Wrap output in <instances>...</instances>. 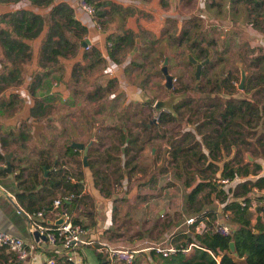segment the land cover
<instances>
[{"label":"trees","instance_id":"obj_1","mask_svg":"<svg viewBox=\"0 0 264 264\" xmlns=\"http://www.w3.org/2000/svg\"><path fill=\"white\" fill-rule=\"evenodd\" d=\"M86 1L93 6L94 11L91 16L97 20L101 27L103 23L109 20L113 12H120L121 10L124 14L127 13L126 7L113 0ZM224 1L226 0H205L207 7L216 9L217 14L213 15L214 21L221 24L213 29L214 37H209V35H201L200 37L194 35L192 37L194 30L199 26V21L196 14L191 13L180 22L179 20L170 21L169 24L166 22L165 28L161 32L165 36L155 35L151 38L142 39L138 43L134 32L131 30L115 31L108 34L106 37L108 41L107 56L113 62H119L126 57L128 52L133 50L125 71L127 74L134 71L132 81L142 89H145L149 84L150 76L161 75L163 77L164 74L161 69L163 60L167 57V67L172 66L174 63L173 54L179 56L185 54L181 62L194 66L196 63L189 59L188 54H191L196 62L208 58L200 71L201 79L206 85L205 89L202 88L208 93L206 96L210 95L209 92L211 91L218 92L219 89L228 95L238 91L234 82L238 77L240 78L241 69L245 72L244 90L264 88V0H227L231 10L229 14L227 13V18L231 21L230 24L225 22V17H219L222 14L221 8ZM29 2L32 6L49 7L50 9L45 15L29 8H21L0 16V53L10 63L8 72H0V80L8 83L13 81L19 83L24 79V74L21 72L22 62L23 59H28L32 55L27 39L38 36L45 29L38 52V65L40 64L43 70L48 65L47 62L55 64L61 56L75 55L79 51L87 32L86 27L73 16L72 7L66 1L54 3V0H29ZM238 13L242 15L241 23L233 22ZM120 18L122 19L121 16ZM250 31L258 32L263 37V41L252 44L248 37ZM15 57L19 59V63L15 62ZM82 59L85 61H78L72 65L69 81L79 80L84 70L87 71L96 67L102 69L106 66L105 55L93 44L84 47ZM39 73L40 71H36L35 76L28 83L29 92L33 97V104L29 107V116L38 121L50 114L52 109L50 101L54 99L51 96L36 94L35 88L39 85L42 77V73ZM181 75L180 73L178 76ZM172 76L174 78V74ZM175 79H177L176 76ZM96 83L97 85L93 88L86 89L88 99L98 101L100 109L108 105L107 109L115 108L119 112L122 109L121 96L116 94L111 96L113 89L118 88L117 79L110 78L105 83ZM153 83L157 86L160 85L156 80ZM189 88L191 86L187 81H179L175 86L172 85V90L187 91ZM75 92L76 90L72 88L71 95ZM226 98L221 108H215L203 114V120L209 119V124L212 126L201 134V140L194 137V140L185 142L184 138L189 134L186 132L190 131L188 129L184 131L185 134L181 135L179 141H175V144L172 139L169 141L171 150L169 162L171 165H165V167L170 166L173 169V175L181 179L180 182L185 193L182 210L187 217H193L194 220L186 223L183 227L173 229L169 234L172 241H169L170 237H167L156 242L161 245L174 243L177 249L165 256L156 254L153 249H150L148 257L151 262L149 264H217V258H219L220 264H264V215L258 214L252 221V212L249 208L251 203L248 195L252 188H264V174L236 182L234 186H230L228 185L229 182L237 175L247 176L249 169L241 170V166L232 165L230 159L225 160L220 167H213L212 161L208 162L207 166H202L208 158L214 160L218 153L228 149L235 142L232 133L248 136V132L239 131V128L232 126L235 122V116L239 114L252 115L251 113L255 112L253 117H260L259 119L262 117V112L259 110L261 107L259 106L261 104L259 99L254 97L249 99L244 96L234 99ZM153 99L154 96L146 103L151 104ZM20 100L23 98L17 93L11 94L7 100L0 98V114L6 117L17 112L22 107L21 104H18ZM178 106L179 104H176L173 111H158L162 124L172 118L177 119V116L180 117L179 113L177 114ZM121 112L120 114H122ZM26 119H23L16 127H10L5 135H0V163L5 161V152L12 151L13 153L11 171L7 172L4 168H0V177H11L10 174L13 173L16 182L14 189L16 203L18 207L21 206L19 207L20 211L28 213L35 212L40 208L51 207L52 199L62 195L63 192L61 191L65 187L68 188V192H73L74 197L70 202L63 201L62 207L73 215L74 211L80 210L83 198L80 188L83 184L80 181L82 173L80 171V177H75V180L71 181L68 177V171L62 163L67 162V160L60 161L58 158L60 153L58 152L54 155L55 158L49 159L50 154L45 149L46 144H40L39 141L35 140L32 124ZM86 119L91 126V116L86 117ZM241 123L246 128L253 126L248 120L241 121ZM44 125L47 129L46 134H49V127H57L53 120L52 122L45 121ZM116 127L119 129L117 143L107 145L104 155L108 159V157H117V153L121 154L124 157L122 166L129 165L128 172L133 171L134 167L137 166L134 162L137 156L136 151H139L142 145L140 142V144L137 143L138 135L131 137L118 124ZM143 127L150 129L146 124ZM61 133L62 131L60 135ZM42 134L45 135V132ZM68 134L69 136H65L64 139L54 141L58 146L64 145V153L72 156L77 149L70 143L78 141V139L71 138L70 131ZM51 136L54 137V135ZM150 138H146V140ZM240 141H245V139L241 138ZM202 146L206 151L203 150ZM93 148L94 146H91L88 156ZM111 149H115L114 155L111 153ZM127 155L129 157H126ZM201 159H203L202 164H196L194 169L189 167V162L193 160L196 162ZM43 166L48 169L46 173ZM158 173V171L152 173L147 183L155 182ZM121 176L122 173H120ZM225 177L228 180L221 182V179ZM102 178L105 180L104 178L107 176L103 175ZM94 184L105 195H111L114 191L100 186L96 176H94ZM164 187L158 186L157 192H161ZM214 191L221 196L220 200L215 199ZM58 193L59 195H57ZM151 194L137 192L134 196V202L146 201ZM208 196L209 199L207 200L206 197ZM115 200L117 201L118 197ZM240 200L244 202L243 205ZM217 202L222 204L223 211L228 210L230 212L228 221L230 232L226 235L215 229L220 218ZM260 209L261 206L258 210L260 211ZM82 214L86 219L73 215L72 221L85 227L95 223L88 214ZM45 223L52 227L55 226V224H49L46 219ZM184 223L183 220L182 224ZM166 228L167 224L163 230L166 231ZM105 232L108 237L107 241L112 243L111 230ZM28 234L32 235L29 230ZM230 241L234 243L233 249L230 248ZM190 244L189 253L181 250L182 247H187ZM8 252L15 260H18L13 252ZM96 254L98 257L97 264H109L100 253ZM49 255L55 259L53 264H73V260L69 259L65 252L50 251ZM80 260L84 263L83 255H81ZM137 260L136 257L132 264H137ZM9 264L13 263L9 262ZM15 264H19V262Z\"/></svg>","mask_w":264,"mask_h":264},{"label":"rangeland","instance_id":"obj_2","mask_svg":"<svg viewBox=\"0 0 264 264\" xmlns=\"http://www.w3.org/2000/svg\"><path fill=\"white\" fill-rule=\"evenodd\" d=\"M199 17L197 18L198 21H200L199 26L203 27L204 23L202 22V20L205 21L206 19ZM199 26L197 28H199ZM202 29L203 30L195 31L196 33L193 34L192 37H194V35H196V37H200L201 35H209V37L215 36L213 29ZM248 37L252 43H259L263 41V37H261V35L249 34ZM184 57L185 54H181L180 56L173 54L174 63L172 66L167 67V69L169 73L174 74V78L172 76V85L175 86L179 83V81H187L191 86V88H189L187 91L172 90V86L169 88L165 86L164 75L163 77L161 75H152L149 78V84H147V87L145 89L141 88V91H144V93H146L147 95V99L143 102L141 98V91H138V93L135 95V99H131V101L129 102L130 97L128 92L126 90H122L121 92L115 93L116 95L121 96V103L125 105L122 106L121 104L122 109L119 112H117L115 108L111 110L107 109L108 105L100 109L99 102L95 100H89L86 93V89L93 88L95 85H97V83L94 84L84 82V80L89 82V78H87L86 75H95L91 74V72L95 71L96 69L93 68L87 71L84 70L81 73V80L83 81L82 85H78L80 79L77 81H70V85H72L71 90L72 88L76 90V92L72 96L71 92L69 91L67 95L64 94V99L60 95H55L54 99L50 101L52 109L50 114L44 117V119L51 122L52 120L54 122V120L57 119L59 122V126L56 125L57 127H49L50 136L54 135L53 138H50L52 139V141L64 139L65 136H69V131L72 135L71 138H75L78 140L82 139L87 141L90 136L93 137L92 144L94 148L91 150L90 155H87L86 157L87 164H84L82 162L81 148L78 153L70 156L63 153L64 145L62 147L58 146L56 143L54 145H51L50 143L46 144L45 149L50 155H55L54 151H57L58 153H60L59 156L66 157H61L59 158V160H67V162L62 163L66 167L68 175H75L77 178L80 177L79 173L81 171V176H84L82 169L88 168L91 171L92 175L96 176L100 186L109 188L112 191L119 189L117 191L123 193L129 187L135 184L140 191H143L146 194L152 193L149 199L143 203H140L139 201L134 202V198L128 200L127 198H125V196H119L117 202L119 203L118 206L120 208H115L113 210V218H117V220L115 221V233L112 234L111 244L121 245L125 247L145 248L154 245V242H160L165 238L170 237L169 234L173 229L185 226L187 223L186 219L189 217H187V215L182 210L183 196L185 197V193L184 188L180 182L181 179L173 175V169L170 168V166H168V168L165 167V165H171V163L169 162V157L171 155V150L169 148L170 139H172L173 143L175 144V141H179L181 135L185 134L184 131L189 129L190 131L186 132L189 134L184 138L185 142L194 140V137L201 140V134L207 131L212 126L211 124H209V119L203 120V114L210 112L215 108H221L223 106L224 100L227 99L226 97L233 99L238 98L239 96H244L246 98L256 97L260 101H263L261 100V97L264 92H255V88H250L249 90H244L243 87L239 88L238 85L241 80V78L239 77L234 82L235 88L238 91H234L231 95H228L222 89H219L218 92L211 91L209 92L210 95L206 96L208 93H206L207 91L203 90V88L205 89L206 85H204L201 76L199 75L198 81H196L194 74L195 66L182 63L181 60L184 59ZM166 66H168L167 63ZM99 73L100 72L96 73L98 75L97 79L103 81L105 77L104 75L102 76V73ZM180 73L182 75L178 76ZM175 76L177 77V79H175ZM155 80H159L160 82L162 81L161 85L156 86L155 83H152ZM170 92L184 93L183 97L176 101H179L177 103L179 104V110L177 111V114L179 113L178 115H180V117L177 116V119L172 118L170 121H167L162 125H156L155 127L151 126L150 129H145L143 127V125H145L143 122H148L150 118L156 116L159 110L166 109H155V107L153 106L154 101L156 99H163L168 97V94ZM202 95L205 96L201 97ZM152 96H154L152 103H146ZM120 112L122 114H120ZM254 113L255 112H252V115L239 114L235 116V122L232 124V126L237 129H241V121L248 120L252 123V127H256L260 120V117H253ZM90 116V124H92V127L89 126V122L86 121V117ZM22 120H20L19 123ZM263 121L264 111L262 112V119L260 120V123L262 122V124H264ZM117 124L118 126L122 127L123 131L127 132V134L131 133V136L138 135L139 140L137 143H142L143 146V149L136 151L137 156L135 157L134 162L137 166L134 167L133 171L130 172H128L129 165H127L126 167L122 166V162L124 159L123 156L118 157L117 153V157H108V159H106L107 156L104 155L107 145L117 143V136H119V129H117L116 127ZM16 126V124L5 126L0 123V135H5L10 127ZM257 129L258 127L253 129L254 133ZM32 130H34L33 126ZM38 130L36 128L35 132H38ZM61 131L62 133L60 135ZM250 132L251 131L248 130V133ZM232 136L235 141L240 138V136L236 133H232ZM149 137H152L150 138L152 140H146V138ZM29 148H31V146H29ZM203 150L206 151L205 148H203ZM251 150L256 153V150H254V148H252ZM111 151L110 152L114 155L115 149H111ZM252 151L249 152L253 153ZM228 153H230L229 150L224 149L217 154L214 160H212L213 158H208L205 163H203V159L196 162L193 160L188 164L191 169H194L196 164L200 165L203 163L202 166L205 167L207 166L208 162L212 161L213 167H220L226 160V155L228 156ZM230 156L232 157L230 159H234V157L236 159H239L243 166H246L247 164L250 165V159L245 156L243 151L239 150V145H235L234 151L232 152V154H230ZM126 157H129V155H127ZM4 163L5 161L3 162V164ZM251 167L252 168L249 169L253 170L254 167ZM161 169L162 172H160ZM157 171L159 173L156 175V181L147 183L150 175ZM207 171H209V169H207ZM120 173H122L121 177ZM103 175L107 176V178H104L105 180H103L102 178ZM115 178L118 180H116ZM13 182V177H0V183L9 190L13 189ZM158 186L165 187L161 192H157L156 188ZM80 188L82 189L83 187ZM135 189L136 187L134 186L133 190H131L127 194V196H130ZM67 190L68 188L65 187L61 192L65 193ZM214 195L215 199L220 200L221 196L217 195L215 191ZM86 199L90 201L88 198ZM206 199L208 200L209 196L206 197ZM255 199L256 203L251 210L252 221L255 220L254 217L256 218V216H254V212L256 213V215H261L258 208L260 207L261 202L264 199V193L256 194ZM221 206L222 204L217 202V207L220 209V217L222 216ZM229 218L227 219V221H229ZM183 220L185 221L184 224H182ZM166 224L167 228L165 229L166 231H164L163 229ZM169 241H172L171 237L169 238ZM190 250L191 248L188 251ZM148 254V251L139 253L137 256V264H149L151 262V259H149ZM112 263L118 264L116 262Z\"/></svg>","mask_w":264,"mask_h":264},{"label":"crops","instance_id":"obj_3","mask_svg":"<svg viewBox=\"0 0 264 264\" xmlns=\"http://www.w3.org/2000/svg\"><path fill=\"white\" fill-rule=\"evenodd\" d=\"M60 1H66L72 7L73 16L86 27L87 32L84 36V41L85 39L87 41L86 45L88 44L96 45L106 57L105 60L106 66L104 68L102 67V69L96 67L95 71L91 72V74H95V75L92 76L86 75L87 78H89V82L85 80L84 82L105 83L110 78H116L118 82L117 84L118 88L113 89V91L111 92V96H114L115 93L121 92L122 90H126L130 97L129 102L131 101V99H135V95L138 93V91H141V87L136 85L132 81L134 71L128 74L125 71V67L129 62L131 55L133 54V50L128 52L126 57L121 61L113 62L107 56L106 53L107 45H108V41L106 40V37L108 34L113 33L115 31L131 30L132 32H134V35L136 37V42L138 43L142 39L151 38L152 36L155 35L165 36V34H161V32L165 28L166 22L168 24L170 23V21L174 22L175 20H179L180 22L183 18L188 17L191 13H195L197 17H199L200 15L199 18L206 19L205 21L202 20L204 26L203 27L199 26V28L194 30L193 34L196 33L195 31L203 30L202 28H204L205 30L207 28L214 29L219 25H221L218 24V22L214 21L215 18L213 15L217 14L216 9L212 7H207V3L205 2V0H113L121 4L123 7H126L127 13L124 14L121 10L120 12H113L109 20L106 23H103L102 27L100 26V24H98L95 18H93L89 13H87L85 10L79 7L77 0H54V3ZM21 8H29L35 12L44 15L47 14L50 9L49 7L40 8L37 6H32L30 5L29 0H0V16L5 15L9 12L16 11ZM221 9H222V14L219 17H225V22L227 24H230L231 21L227 18V15L229 14V12H231V10L229 8V2L227 0L223 2ZM120 16L122 17V19L120 18ZM241 18L242 15L238 13L235 15L233 22L241 23L240 22ZM44 32L45 29H43L38 36L26 40L31 47L32 55L28 59H23L21 66L22 67L21 72L24 74L23 81L19 83L16 81L8 83L5 82L4 80H0L1 99L7 100L9 99L11 94H15V93L21 95L23 98V100L18 101V104H21L22 107L17 112L6 117L0 114L2 116V117L0 116V123H2L5 126H11L15 124L18 125L20 120L29 117L26 120L29 123H31L33 126L34 130L32 131L34 133L35 140L39 141L40 144L50 143L51 145H54L56 142L50 139L52 138V136H50L48 133L46 134L47 129H46V125H44V122L46 120L42 119L38 121L35 120L33 117L29 116V107L33 104V97L32 94H30L29 92L28 83L35 76L34 73L36 71H40V73H42L41 81L39 85H37L35 88V92L37 95L40 96L44 95L51 97H55V95L57 96L60 95L62 97L64 96V94L67 95L69 91L70 92L72 91L71 90L72 85H70V81H69L72 65L78 61L81 62L85 61L82 59L83 49L85 45L82 42L79 51L75 55H69L65 57L61 56L59 58V61L55 64H52L51 62H47L48 65L45 66L44 69L42 70L40 64L38 65V52ZM250 34L260 35L258 34V32H254V31H250ZM252 44H257V43H252ZM134 49H136V47H134ZM15 62L19 63V59L16 57H15ZM9 64L10 63L8 62V60H6L4 55L0 53V72L1 71H5V73L8 72ZM98 72L102 73V76L104 75L105 79L103 81L97 79L98 75L96 73ZM81 79L82 77H80V81L78 82V85H82L83 81ZM156 81H158V84L161 85L162 81L161 82L159 80ZM255 92H264V88H256ZM261 100L263 101H260L261 104L259 106L261 107L259 110L260 112H263L264 94L262 95ZM143 101L144 100L142 99V102ZM121 104L122 106H125L123 103ZM260 120L256 126L258 127V129L256 130L255 133L253 131L254 129L253 127L246 128L243 125H241L240 126L241 129L239 128L240 131L248 132V130H250L251 132L248 133V136L239 134L240 138H238L236 141L233 139L235 142L232 143L231 146L228 148L230 153H228V156L226 155V160L232 158L230 154H232V152L234 151L235 145H239V150L243 151L245 156H247L250 159V165L247 164L246 166H243L241 161L234 157V159H230L232 165L241 166L240 167L241 170L244 168L247 169L252 168L251 166L254 167L253 170L249 169V174L247 176H243L242 174L237 175L236 178H234L229 182L228 185L230 186H234L236 182L264 174V124H262V122L260 123ZM54 122L55 125H58L59 123L57 119H55ZM36 128L37 130L39 129L38 132L37 131L35 132ZM43 132H45L46 136L42 134ZM130 135L132 134L130 133ZM241 138H244L245 141L241 142L240 141ZM92 140L93 137L90 136L87 139V141L82 139H79L78 141H82L84 144L86 143L88 144L90 141L87 148V150L89 151L91 146H93ZM61 146L63 147V145ZM75 148L77 149L76 153H78L80 148L78 147ZM252 148L256 150V153L251 150ZM141 149H143V146ZM249 151H252L253 153H250ZM54 153L57 154V151H54ZM118 156L122 157L121 154H118ZM53 157L55 158L56 156L49 155V159ZM61 157L62 156H59L58 158ZM257 164L259 166H256ZM82 172L84 176H82L80 181H82L83 183L82 184L83 188L81 189V194H83V198H82L80 210L74 211L73 215L86 219V217H84V215L82 214V213H86L90 217H92L95 223L91 226H88L89 228L88 234L91 235L93 233L96 237H99L101 240L108 242L107 241L108 237L106 236V232L104 233V231L111 230V235L115 233L114 227H116L115 221L117 220V218L115 219L113 218L112 212L114 213L113 210L115 208H120L118 206L119 203L115 200V198L117 197L119 198V196H125V198L129 200L134 198L137 192H140L142 194H146V193L140 191L137 188V186L134 184L123 193H120V191H117L119 189H116L113 191L111 195H105L104 193L100 192V190L95 186L94 176L92 175L91 171L88 168H84L82 169ZM10 176L14 178L13 173H11ZM68 176L73 177V179L75 180L76 177L75 175H68ZM12 184H13V189L11 190H9L8 188L6 189L5 186L4 188L6 189V191H8V193L14 195V191H15L14 189L16 186L15 180ZM134 186L136 187L134 192L130 196H127V194L131 190H133ZM261 193H264V188L263 189L252 188V191L249 192L248 195L250 197V203H251V205L249 206L250 210L253 209V206L256 203L255 195ZM57 195H59V193ZM8 196L9 195H4V194L0 196V229L6 230L14 235L22 236L30 246L31 253L28 258L24 260L18 259L19 260L18 261L15 260L12 257L11 253L8 252L5 248L0 247V264H9V262H12L13 264L17 262H19V264H43L45 259L47 257H50L49 252L50 251L58 252L57 249L59 247L55 248L54 246L47 243L45 240H42L40 237H39L40 239L38 238L39 239L38 240L35 239L33 235L28 234L27 218L25 212L22 210L19 211L18 208H16V206L14 205L13 200ZM86 198H88L90 201H88ZM70 201L71 200H69V202ZM15 202H16V198H15ZM139 202L143 203L145 201H139ZM219 210L220 209L218 208V211ZM57 214H58V209L47 211L45 213L46 221L49 224H54L53 221H55L58 218ZM254 216H256L255 212H254ZM78 248H74L72 252L73 259L76 260L78 264L98 263L96 251L92 246L79 245ZM81 255H83L85 258L84 263H82L80 260ZM217 262H218L217 264H220L219 258H217Z\"/></svg>","mask_w":264,"mask_h":264},{"label":"built area","instance_id":"obj_4","mask_svg":"<svg viewBox=\"0 0 264 264\" xmlns=\"http://www.w3.org/2000/svg\"><path fill=\"white\" fill-rule=\"evenodd\" d=\"M79 7L85 10L90 15L93 13V6L86 0H77ZM69 179L74 180L73 177L68 176ZM228 178H222L221 182L227 181ZM5 188L0 183V196L4 194ZM8 193V191H7ZM9 197L15 201L14 195L8 193ZM74 197L73 192H65L62 195L56 196L52 199L51 207L40 208L35 212H25L27 218L28 230L32 232L37 229L40 233L45 234V241L50 245L58 248V253L65 252L69 259L73 260V264H78L76 260L73 259V250L79 245H90L94 248L96 253H100L104 260L109 264L116 262L118 264H132L135 258L140 252L150 251L153 249L156 254H161L163 256L168 255L170 252L175 251L177 248L174 244L169 243L167 245H161L156 243L152 246L139 248V247H125L121 245H115L101 240L96 237L93 233L90 235L89 228L83 226L78 222L72 221V214L68 213L64 207H62L63 201H69ZM243 205L244 202L240 200ZM261 209L259 213L264 215V199L261 202ZM59 217L62 213L64 215L63 221L60 224H55L54 227L47 225L45 223V213L50 210H57ZM20 211V208L18 209ZM229 211L222 210V216L218 219L216 223V231L226 235L230 232V224L227 221L229 218ZM194 220L193 217L186 219L187 223ZM40 239V238H39ZM38 239V240H39ZM0 247H4L8 251L14 253L15 257L19 260H24L30 256L31 248L22 236L14 235L6 230L0 229ZM191 248V244L187 247H182L181 250L187 252ZM46 264H53L55 259L53 257H47L44 261ZM43 262V263H44Z\"/></svg>","mask_w":264,"mask_h":264},{"label":"water","instance_id":"obj_5","mask_svg":"<svg viewBox=\"0 0 264 264\" xmlns=\"http://www.w3.org/2000/svg\"><path fill=\"white\" fill-rule=\"evenodd\" d=\"M86 39L85 41H83V44L86 46ZM188 57L189 59L196 63L195 65V78H196V81H198V78H199V75H200V71H201V67L203 64L206 63V61L208 60V58H205L204 60L200 61V62H196V59L192 57L191 54H188ZM166 63H167V57L164 58L163 60V64H162V72L164 74V78H165V86L166 87H171L172 86V74L168 72V69H167V66H166ZM241 80H240V83L238 85L239 88H242L243 87V83H244V79H245V72L243 69H241ZM184 93H173V92H170L168 94V97L166 98H163V99H156L153 103V106L155 107V109H160V108H166L167 110H170V111H173L174 110V104L175 102L180 99L181 97H183ZM141 98L143 100H146L147 99V95L146 93H144V91H141ZM90 143V141H89ZM88 143V144H89ZM88 144H84L82 141H72L70 143L71 146H74V147H78V148H82L83 149V163L86 164V151H87V148H88ZM12 151H8L6 153H4V157H5V163H0V168H4L5 171L7 172H10L11 170V156H12ZM43 168L45 169V173L47 172V169L45 168V166H43ZM4 195H8V193L6 191H4ZM9 197V196H8ZM14 205L16 207H18V205L16 204L15 201H13ZM19 208V207H18ZM63 213L55 220L53 221L54 224H60L62 221H63ZM32 235L35 239H38L39 237L42 239V240H45L46 237H45V234L43 233H40L37 229H35L33 232H32ZM230 248L233 249L234 248V243L233 241H230Z\"/></svg>","mask_w":264,"mask_h":264},{"label":"flooded vegetation","instance_id":"obj_6","mask_svg":"<svg viewBox=\"0 0 264 264\" xmlns=\"http://www.w3.org/2000/svg\"><path fill=\"white\" fill-rule=\"evenodd\" d=\"M179 102V101H178ZM178 102H176L175 103V105L178 103ZM174 105V106H175ZM154 110V109H153ZM163 110H166V109H163ZM166 111H170V110H166ZM154 112V111H153ZM156 112V111H155ZM160 114H159V112L156 114V116H153L152 118H150L149 120H148V122H143L144 124H146V125H148V127L149 128H151V126H156V125H162V120H161V118H160V116H159ZM152 138V137H151ZM87 144V143H86ZM81 150H82V162H83V149L81 148ZM88 151V150H87ZM86 151V157H87V155H88V152ZM86 164H87V161H86ZM70 180H71V178H70Z\"/></svg>","mask_w":264,"mask_h":264}]
</instances>
